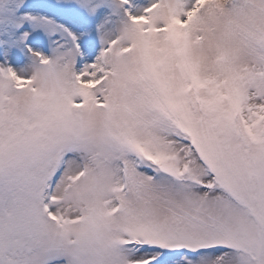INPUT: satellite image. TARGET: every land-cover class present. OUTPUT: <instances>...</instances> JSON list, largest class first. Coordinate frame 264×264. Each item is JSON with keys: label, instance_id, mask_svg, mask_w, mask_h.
Wrapping results in <instances>:
<instances>
[{"label": "snow or ice", "instance_id": "1", "mask_svg": "<svg viewBox=\"0 0 264 264\" xmlns=\"http://www.w3.org/2000/svg\"><path fill=\"white\" fill-rule=\"evenodd\" d=\"M0 0V264H264V0Z\"/></svg>", "mask_w": 264, "mask_h": 264}, {"label": "clouds", "instance_id": "2", "mask_svg": "<svg viewBox=\"0 0 264 264\" xmlns=\"http://www.w3.org/2000/svg\"><path fill=\"white\" fill-rule=\"evenodd\" d=\"M224 6V15L219 18H212L207 13L203 16L204 23L210 29L208 36L211 42L209 55L215 56L217 43L224 47L234 45V41L230 40L225 31L229 18L235 20L238 24H244L243 13L249 8L252 0H221Z\"/></svg>", "mask_w": 264, "mask_h": 264}]
</instances>
